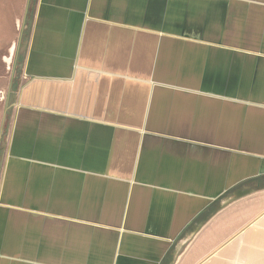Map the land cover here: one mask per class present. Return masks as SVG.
<instances>
[{"label":"crops","instance_id":"crops-1","mask_svg":"<svg viewBox=\"0 0 264 264\" xmlns=\"http://www.w3.org/2000/svg\"><path fill=\"white\" fill-rule=\"evenodd\" d=\"M253 3L207 0L200 20L192 0H38L0 264H164L215 200L264 174V2ZM185 26L199 38L178 36ZM259 192L202 223L171 263L264 264Z\"/></svg>","mask_w":264,"mask_h":264},{"label":"rangeland","instance_id":"rangeland-1","mask_svg":"<svg viewBox=\"0 0 264 264\" xmlns=\"http://www.w3.org/2000/svg\"><path fill=\"white\" fill-rule=\"evenodd\" d=\"M37 4L38 0H0V193L10 154L12 134L17 122V112L22 107L18 101L24 85L31 80L24 71L26 61L23 59L27 58L31 44L34 20L39 9ZM12 104L15 106L5 114L6 108ZM259 191H264V174L245 179L224 192L189 225L186 232L179 236L164 264H172L171 262L176 259L174 257L186 248L192 232L212 215L234 203L236 199L255 195L260 193ZM2 207L6 208L0 200V209Z\"/></svg>","mask_w":264,"mask_h":264},{"label":"water","instance_id":"water-1","mask_svg":"<svg viewBox=\"0 0 264 264\" xmlns=\"http://www.w3.org/2000/svg\"><path fill=\"white\" fill-rule=\"evenodd\" d=\"M184 1V0H183ZM192 1H194V5H193V9H198V7L200 6V5H203V11L200 13L201 14V17H200V20H202L203 18H204V16H206V14H207V12H206V4H203L204 2H207V0H192ZM245 1V0H244ZM249 1H251V2H254L253 4H256V3H258V2H264V0H249ZM208 2H209V0H208ZM183 5V4H182ZM190 6H189V4H187V3H185L184 2V5H183V8L184 9H188ZM176 9H179V7H177V8H174L173 10H171V13H170V16H174V14H176V12H177V10ZM251 13H253V12H251ZM180 15V14H179ZM188 15V14H187ZM239 17V16H238ZM235 18H236V15L234 16V20H235ZM192 28V26H185L184 28H183V32H181L182 33V35H179V33H176L178 36H186V37H190V38H194V39H198L199 37H195V36H193L194 34H192V35H189L190 33H189V30L188 29H191ZM198 28H199V26H198ZM253 28V27H252ZM254 31H256V29L254 30ZM162 33L163 34H167L165 31H162ZM171 34H173V33H171ZM176 34H174V35H176ZM258 34H256V33H253V34H249L248 35V38L252 41V43L251 44H248V45H250V46H254V45H256V42H255V40H257L258 38ZM226 43V42H225ZM225 43H223V44H225ZM254 44V45H253ZM231 45H236V44H231ZM41 79H48V80H53L52 78H46V77H43V76H41V77H35L34 78V80H41ZM20 100H21V97H20V99H19V103L18 104H20ZM21 105V104H20ZM13 106H15V104H13ZM8 110H9V108L7 107L6 108V110H5V114L8 112ZM215 200V199H214ZM24 208H28V207H26L25 205L23 206Z\"/></svg>","mask_w":264,"mask_h":264},{"label":"flooded vegetation","instance_id":"flooded-vegetation-1","mask_svg":"<svg viewBox=\"0 0 264 264\" xmlns=\"http://www.w3.org/2000/svg\"><path fill=\"white\" fill-rule=\"evenodd\" d=\"M12 106H13V104L10 105V107L8 106L9 110H10V108H11ZM9 110H8V111H9ZM1 248H2V247H1ZM0 254H1V253H0ZM2 256H3V255L1 254V257H2Z\"/></svg>","mask_w":264,"mask_h":264}]
</instances>
